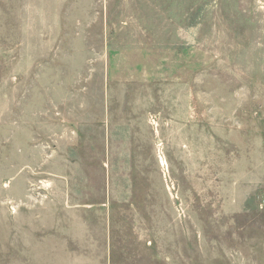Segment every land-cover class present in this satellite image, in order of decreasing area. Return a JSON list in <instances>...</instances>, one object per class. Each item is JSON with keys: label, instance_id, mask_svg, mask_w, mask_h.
<instances>
[{"label": "rangeland", "instance_id": "obj_1", "mask_svg": "<svg viewBox=\"0 0 264 264\" xmlns=\"http://www.w3.org/2000/svg\"><path fill=\"white\" fill-rule=\"evenodd\" d=\"M0 264H264V0H0Z\"/></svg>", "mask_w": 264, "mask_h": 264}]
</instances>
